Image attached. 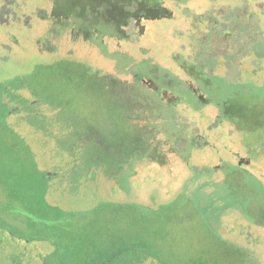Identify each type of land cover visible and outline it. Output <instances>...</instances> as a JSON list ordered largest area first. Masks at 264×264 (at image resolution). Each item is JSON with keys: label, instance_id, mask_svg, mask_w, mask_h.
<instances>
[{"label": "rangeland", "instance_id": "374dc122", "mask_svg": "<svg viewBox=\"0 0 264 264\" xmlns=\"http://www.w3.org/2000/svg\"><path fill=\"white\" fill-rule=\"evenodd\" d=\"M73 1L0 0V264H264V0Z\"/></svg>", "mask_w": 264, "mask_h": 264}, {"label": "flooded vegetation", "instance_id": "af4514ba", "mask_svg": "<svg viewBox=\"0 0 264 264\" xmlns=\"http://www.w3.org/2000/svg\"><path fill=\"white\" fill-rule=\"evenodd\" d=\"M71 1V2H70ZM69 2H67V3H65V1L64 0H59V2L60 3H58L57 2V5L54 3V2H52V6L53 7H57V6H59L62 10H61V17H60V20H61V22H59L58 21V23H60L59 25H61V26H63V25H67L66 27H68L69 25H81V24H83V21L82 20H84L83 18H82V20H75V21H71V23L69 22V16H70V14L71 13H73V15H76V13H75V10H71V9H73L72 7H76V3L77 2H75V1H73V0H70ZM141 0H139L138 2H140ZM144 1H147V0H144ZM143 1V2H144ZM149 1H151L152 2V7H149V6H146V8L147 9H158V5L156 4L157 2H160V0L158 1V0H149ZM144 4H146V3H144ZM162 9V8H161ZM160 9V10H161ZM162 10H164V8L162 9ZM104 21H106L105 22V28H107V29H110V28H115V27H117L116 25H115V23L114 22H112L111 20L109 21L108 19H104ZM67 23V24H66ZM93 25V24H92ZM94 26H96V25H94ZM64 27V26H63ZM65 28V27H64ZM97 28V27H96ZM193 79V78H192ZM177 80V79H176ZM178 81V80H177ZM167 89H169V86H171V83H167ZM195 86L197 87V85H196V83H195ZM192 90H194V92L196 93V90L194 89V88H192V87H190ZM197 89H198V87H197ZM170 90V89H169ZM180 96V95H179ZM196 96L199 98V100H202V99H200V97H199V94H197L196 93ZM180 98H182L183 99V97H181L180 96ZM184 100V99H183ZM201 102H203V101H201ZM169 104H171V103H169Z\"/></svg>", "mask_w": 264, "mask_h": 264}, {"label": "trees", "instance_id": "16d2710c", "mask_svg": "<svg viewBox=\"0 0 264 264\" xmlns=\"http://www.w3.org/2000/svg\"><path fill=\"white\" fill-rule=\"evenodd\" d=\"M131 0H129V2H130ZM79 16V15H78ZM87 16H89V15H87ZM87 16H85V17H83V19L85 20L86 19V17ZM87 21V20H86ZM90 22V21H89ZM104 22H106V21H104ZM88 23V22H87ZM92 23L93 22H91V25H92ZM90 24V23H89ZM96 27L99 29V27L96 25ZM105 28V27H104ZM104 31H117V27H115V28H110V29H107V28H105L104 29ZM146 90L145 91H147V93L146 94H148L149 96V98H147L146 100H147V102H146V106L148 107V108H152L151 106L155 103V102H152V98L153 97H158L159 95H158V93L155 91V90H150L149 88H145ZM196 97V101H197V103H198V105H199V103H200V100H199V98L197 97V96H195ZM165 104V103H164ZM147 108V109H148ZM139 109H141V107L139 106V108H137V109H135L134 111H136V110H139ZM261 222L262 221H260L259 223H255V224H261Z\"/></svg>", "mask_w": 264, "mask_h": 264}, {"label": "water", "instance_id": "95a60500", "mask_svg": "<svg viewBox=\"0 0 264 264\" xmlns=\"http://www.w3.org/2000/svg\"><path fill=\"white\" fill-rule=\"evenodd\" d=\"M243 162V159L241 158L240 161H239V164H241Z\"/></svg>", "mask_w": 264, "mask_h": 264}]
</instances>
